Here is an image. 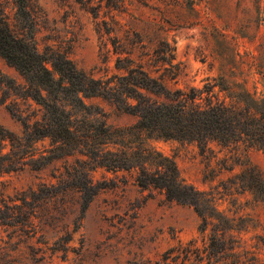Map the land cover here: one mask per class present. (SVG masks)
<instances>
[{
	"label": "rangeland",
	"instance_id": "obj_1",
	"mask_svg": "<svg viewBox=\"0 0 264 264\" xmlns=\"http://www.w3.org/2000/svg\"><path fill=\"white\" fill-rule=\"evenodd\" d=\"M35 3L39 48L49 45L60 50L93 78L110 79L117 56L142 63L150 57L160 67L150 71L153 76L161 75L173 89H196L201 103L209 98L250 114L263 109L264 0ZM0 73L10 84L23 83L1 57ZM81 100L86 108L73 109L72 116L82 131L78 141L100 149L99 159H110V149L118 151L121 146L111 147L110 138L99 127L103 123L108 127L133 124L136 117L101 97ZM11 102L12 96L0 90V126L17 137L22 126L7 110ZM15 105L23 114L41 115L39 106L29 99L17 98ZM131 141H142L156 153L154 157L172 161L185 182L208 198V210L219 217L223 236L236 239L241 248L264 262V153L259 147L242 141L223 146L208 139L203 148L205 142L199 147L195 141L149 133ZM26 145L28 154L34 158L46 155L48 162L38 169L25 164L0 174V206L3 201L18 205H12L8 213L26 211L19 200L9 199L41 183L58 188L90 178L102 187L89 200L69 187L40 207L30 208L26 224L0 223V264H131L157 258L178 242L194 239L201 245L202 239L206 241L211 225L199 232L201 220L193 207L166 201L155 189L138 187L133 183L134 170L112 172L110 166L94 167L87 158L91 154L82 146L75 147L74 141L43 137ZM9 148L6 141L2 152L16 156V150ZM130 162L138 163V159L130 158ZM65 231L69 239L57 243Z\"/></svg>",
	"mask_w": 264,
	"mask_h": 264
},
{
	"label": "trees",
	"instance_id": "obj_2",
	"mask_svg": "<svg viewBox=\"0 0 264 264\" xmlns=\"http://www.w3.org/2000/svg\"><path fill=\"white\" fill-rule=\"evenodd\" d=\"M38 11L35 0H0V57L23 80L22 84L13 85L2 79L4 76L0 73L1 92L12 96V102L6 105L7 110L22 126V134L17 137L0 126V174L16 171L25 164L38 169L48 162L46 155L34 158L33 153L28 154L25 149L28 142L43 137L64 143L74 141L75 147L82 146L91 154L87 158L94 163V167L110 166L112 172L132 169L135 172L133 183L138 187L155 189L166 201L193 207L201 220L199 232L211 225L206 241L202 239L201 245H197L194 239L178 242L166 248L157 258L139 259L131 264H264L252 251L241 248L236 239L223 236L219 217L208 210V198L185 182L172 161L160 158V155L154 157L156 153L142 141H131L134 136L140 139L144 133L195 141L199 147L205 142L203 148L208 139L223 146L242 141L259 147L264 153V102L263 109L256 114L236 110L223 103H213L209 98L201 103L196 89H173L163 82L161 75L153 76L150 71H157L160 67L150 57L142 63L131 57L117 56L115 72L110 79L93 78L76 68L60 50L49 45L39 48L35 38ZM141 55L148 56V53ZM148 66L153 69H147ZM82 97L107 99L117 109L136 117L133 124H110L108 127L103 123V127H99L103 136L110 138L111 147L121 146L118 151L110 149V159H99L97 154L103 153L100 149L90 148L87 141H78L82 131L74 124L72 116L73 109L86 108ZM17 98L29 99L37 104L41 109L40 117H35L36 113L32 111L23 114L16 109ZM6 141L12 152L16 150V156L2 152ZM26 156L31 157L25 159ZM130 158H137L138 163H131ZM80 172L87 171L81 169ZM56 187L41 183L35 190L30 188L28 192L22 191L14 199H9L10 202L19 200L22 206L27 207L26 211L19 209L18 214L7 212L13 208L12 205L15 208L18 205L3 201L0 223L6 226L26 224L32 214L30 208L40 207L69 187L81 191L89 200L102 186H95L88 178L80 184H59ZM68 239V232L65 231L57 243ZM58 246L54 249L60 248Z\"/></svg>",
	"mask_w": 264,
	"mask_h": 264
}]
</instances>
